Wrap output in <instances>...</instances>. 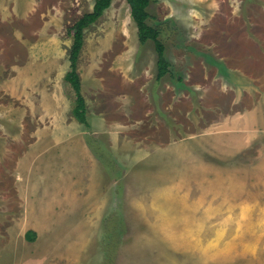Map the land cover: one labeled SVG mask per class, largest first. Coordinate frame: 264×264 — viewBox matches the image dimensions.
Returning a JSON list of instances; mask_svg holds the SVG:
<instances>
[{"label":"rangeland","instance_id":"374dc122","mask_svg":"<svg viewBox=\"0 0 264 264\" xmlns=\"http://www.w3.org/2000/svg\"><path fill=\"white\" fill-rule=\"evenodd\" d=\"M96 1L87 0L82 11L88 12ZM111 6L86 30L80 63L92 123L84 127L82 136L101 145L95 149L104 170L102 176L99 174L102 182L97 185L106 200V207L98 214L101 221L91 228L83 220L84 227H79V209L67 210V227L63 220H54L53 229L46 233L57 238L52 254L44 260L28 259L40 247L39 242L31 245L28 241L22 250L30 256L26 253V258L24 253L19 259L10 258L14 245L4 244L3 238L11 222L17 226L25 212L8 206L14 199L10 192L16 187L12 178L3 184L0 172V264H22L23 258L25 264H264L261 127L255 122L252 137L256 140L248 148L215 159L220 166L215 167V184L206 168L198 173L203 175L202 192L195 186L199 180L195 178L194 165L186 160H211V136L201 124L192 128L189 123L198 117L201 107H208L205 97L214 88L215 104L222 117L229 116L234 121L250 106L264 110V0H152L150 24L161 32L174 75L162 79H158L155 45L151 41L140 45L127 0H114ZM82 11L77 7L76 14L69 13L65 38L70 37L68 29L81 18ZM111 45L114 49L101 53V48ZM128 48L132 49L129 59L135 60L134 68L110 73L113 58L121 53L126 56ZM91 59L103 61L96 72L88 68ZM67 61L70 65L69 57ZM202 70L206 79L199 86H204L207 94L199 100L203 92L193 87L198 86L197 75ZM99 79L102 87L97 85ZM84 83L83 80V91ZM66 93L76 100L72 87L66 85ZM187 93L186 122L176 111ZM180 94L184 95L182 99ZM168 104H172L171 115L164 113ZM221 116L215 120L222 123ZM232 121V127L238 130L239 124ZM159 122L171 129L167 137L151 129ZM98 123L107 124L105 131L99 132L102 126ZM215 133L218 138L220 130ZM197 134L201 136L197 138ZM154 136L161 140L154 142ZM220 136L223 151L229 141L226 135ZM206 138L208 146L195 144L196 139ZM190 139L192 144L186 145ZM152 157L158 162L154 170L161 171L159 174L150 171L148 162ZM86 169L81 166L77 170L76 183L81 186ZM60 183L68 189V181ZM76 188L79 190L78 184ZM155 200L166 205L155 206ZM196 200L197 207L193 203ZM78 207L81 205L76 204Z\"/></svg>","mask_w":264,"mask_h":264},{"label":"crops","instance_id":"0c3cea01","mask_svg":"<svg viewBox=\"0 0 264 264\" xmlns=\"http://www.w3.org/2000/svg\"><path fill=\"white\" fill-rule=\"evenodd\" d=\"M86 1L0 0V172L3 184L12 178V183L16 187L15 191L10 192V197L13 196L14 199L8 206L14 211L25 212L24 215H21L23 217L17 220V226L11 222L3 238L4 244L14 245V250L8 255L10 258L19 259L24 256V253L27 258L29 253L27 250L23 251L22 248L26 249V244L29 241L31 245H37L39 242L40 247L36 252L33 250L34 254L31 256L29 254L28 259L32 257L33 261L44 260L43 257L47 258V255L54 252L57 243V238L52 237L51 234L46 235L53 229L54 220H63L66 228L68 220L65 216L66 211L79 209L78 212L81 213V216L77 218L80 221L79 227L83 226L81 224L83 220L87 222V226L97 227L98 222L101 221L98 220V214L102 212L103 206L106 207L105 194L103 201V191L97 187L102 182L101 176L104 170L95 149L101 145H97L96 141L91 143L83 138L82 132L86 125L74 116L76 100L72 101L69 94L66 93V85L71 89V85L65 81V78L70 71L67 59L72 45H70L71 38H65L63 34L67 25L69 26V13L76 14L77 7L81 11L84 10L83 6L86 5ZM94 5L88 12L82 11L83 14L80 17L93 12ZM108 10L105 14L108 13ZM112 49H114L112 45L108 48H101V53L104 50ZM131 50V48L126 50L128 52L126 56H124L125 53H121L122 56L120 54L113 58L109 68L113 70H110V73L113 71L117 73L119 69L134 68L135 60L129 59ZM83 55L84 47L78 63V72L82 83V95L88 105L85 95L87 82L80 69ZM102 64V60L91 59L88 68H92L96 72V69L101 68ZM199 72L197 75L199 84L193 88L196 92H203V96L201 95L199 98L202 100L207 93L204 86L199 85H203L206 73L203 70ZM83 80L85 81V91H83ZM96 84L94 86L102 87L100 79L99 84ZM106 86L108 88L107 84ZM167 89L169 90V88ZM168 90L166 93H171ZM211 92L205 97L209 102L208 107L206 109L201 107V110L197 111L198 114L196 113L198 117L195 120L193 118L189 123L192 128L201 124L202 129H206L205 133L212 138L210 152L213 154L209 155L211 160L200 161L197 158L192 160L191 157L186 158L194 165L193 169L197 173L195 178L199 180V183L195 182V186H199L201 192L204 186L203 175L198 173H201L202 169L206 168L208 174L213 175L212 183L215 184V170H217L215 167H220L216 164L215 159L219 155L235 154L248 148L256 140L254 136L252 137L253 129H256L255 122L258 123V128L261 127L260 133L264 135L263 109L260 112V109L250 106L247 112H241L232 121L233 119L229 116H221V110L218 104H215V88ZM188 94H186L187 97L180 94L182 96L180 99L184 97V103L179 102L176 111L177 115L186 122L189 116L188 104H186ZM74 96L76 97V94ZM115 101L117 103V100ZM249 103L251 104V101ZM169 106L170 108H168ZM171 106L172 104L165 105V114L170 112L171 115ZM87 111L89 112L88 106ZM88 112L87 120L90 123ZM219 115L224 119L222 123L215 120L220 117ZM229 121L237 122L238 130L232 127L233 124ZM98 125L102 126L98 128L99 132L105 131L106 123H101V125L98 123ZM187 126L188 124L185 128ZM151 129L155 133L162 131L165 133V137L171 130L169 127L166 128L164 122L157 123ZM217 130L226 135L225 138L228 137L230 143L223 146V151L220 133L218 138H215ZM233 134L237 136L235 137ZM199 136L201 134H197L196 137ZM160 140L159 137H153L154 142ZM192 142L193 140L190 139L186 145L192 144ZM195 144L203 148L205 145L208 146L209 141L207 138L196 139ZM12 147L16 151L12 150ZM152 158L148 163L151 173L155 175L158 170L154 169L158 162ZM161 161L165 164V160ZM81 166L87 170L83 178V186L79 182L76 183L77 170ZM159 173L161 171H158ZM61 180L68 181L66 185L68 189L62 188ZM76 184H78L79 190L76 188ZM154 192L156 193V190ZM193 194L197 197L199 195ZM213 194L215 195V193ZM3 196L5 195L3 194ZM202 196L201 193L200 197L202 198ZM201 200L203 201V199ZM153 203L155 206L166 205L161 200H155ZM193 203L195 207L198 206V200ZM76 204L81 207L76 208ZM209 210L212 209L208 208L207 211ZM74 222L72 221V223ZM28 231H31L30 234ZM19 232H21L20 235ZM67 240L69 242V239ZM22 264H25L24 258Z\"/></svg>","mask_w":264,"mask_h":264},{"label":"trees","instance_id":"16d2710c","mask_svg":"<svg viewBox=\"0 0 264 264\" xmlns=\"http://www.w3.org/2000/svg\"><path fill=\"white\" fill-rule=\"evenodd\" d=\"M113 0H97L93 12L85 14L79 21L68 29V35L72 37L73 44L69 52L70 71L66 75L65 81L71 85L76 94V107L74 116L83 124L88 126L87 104L82 95V83L78 72V63L85 44V32L105 14L111 7ZM133 21L138 29V37L141 46H145L149 41L155 45L158 56V79L172 75L170 63L166 59V48L160 39L161 32L150 24L151 14L149 8L152 0H127ZM182 83V81H181Z\"/></svg>","mask_w":264,"mask_h":264}]
</instances>
